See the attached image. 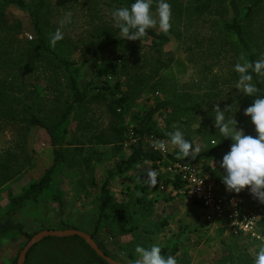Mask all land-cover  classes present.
<instances>
[{
    "label": "rangeland",
    "instance_id": "rangeland-1",
    "mask_svg": "<svg viewBox=\"0 0 264 264\" xmlns=\"http://www.w3.org/2000/svg\"><path fill=\"white\" fill-rule=\"evenodd\" d=\"M230 1L167 0L171 6L169 30H160L158 23L150 28L167 38L164 44L145 36L137 41L120 37L110 13L124 5H115L110 0L49 1V8L43 13L46 33L52 35L58 28L61 30L63 39L58 47L70 61L81 66L79 87L87 88V101L76 106L69 119L63 144L69 159L68 167L57 179L63 195L62 205L50 204L46 208L27 204L16 213L15 219L23 224L25 234L11 232L0 237V264H12L28 236L41 230L93 231L98 214L96 201L107 170L113 169L136 147L134 140L109 144L113 130L120 126L129 130L135 125L134 115L150 109L156 101L169 100L183 111L169 109L154 116L156 126L165 138L143 141L145 151L159 150L164 155L180 153L169 143L167 135L176 130L183 133L194 149H199L195 154L214 147L226 139L214 125L216 106L225 111L226 119L237 121L238 129L245 133L252 129L251 135H256L250 118L244 115L247 108L242 102L244 95L235 87L239 74L233 70L234 66L244 61L234 48V39L222 31V25L232 19ZM234 1L244 7L253 0ZM157 2L153 0V14ZM68 12L72 14L71 22H65L61 27ZM244 27L256 60L264 58V2L244 21ZM104 33L107 36H103ZM33 40L27 13L0 3V85L7 92L0 104L4 115L0 114V155L23 159L28 153L33 159L26 173L0 189V214L7 208L10 196H18L52 165L48 137L42 130L23 122L18 105L34 103L38 115L49 122L55 116V108H61L68 99L66 79L61 71H54L39 62L27 70ZM258 76L264 85V75ZM117 82L121 84L120 93L133 95L127 102L128 110L122 114L118 111L120 115L114 117L109 113L108 104L111 97L120 95L113 90ZM106 83L110 92L97 89ZM101 93L104 98H98ZM13 97L17 107L11 102ZM7 103L14 111L13 115L6 112ZM158 141L165 143V150L156 146ZM224 154L218 151L198 164L221 192L226 190L222 183L223 170L219 166ZM137 166L141 168L133 175L129 172L130 178H114L109 185L112 195L109 214L95 236L109 257L121 263L127 260L129 264H134L138 258L135 250L131 253L135 255L126 259L118 256L114 249L113 233L120 231L122 223L116 219L118 211L123 210L124 218L129 219L132 227L137 225L143 227L144 232L148 230L144 236L139 229L128 234L131 242L125 243V251L134 243V246L139 245L142 237L149 241L140 246L159 245L164 238H174L180 229L181 234L177 237L182 248L174 256L177 264H254L256 253L264 246V203L259 202L258 238H233L221 223L209 220L207 211L188 199L183 185L177 190L174 188L176 181L165 165L141 162ZM151 172L156 173L154 183L149 175ZM130 224L127 226L131 227ZM103 230L109 237L100 235ZM109 238L113 239L111 244ZM169 242L164 243L168 245ZM64 246V242L42 244L29 264H53V261L60 264V250Z\"/></svg>",
    "mask_w": 264,
    "mask_h": 264
},
{
    "label": "trees",
    "instance_id": "trees-1",
    "mask_svg": "<svg viewBox=\"0 0 264 264\" xmlns=\"http://www.w3.org/2000/svg\"><path fill=\"white\" fill-rule=\"evenodd\" d=\"M49 1L50 0H31V2L27 3L24 0H0V3L4 4L5 6L15 7L27 13L30 20L34 33V40L30 43L31 51L28 61L26 62L27 70H31L35 62H39L45 63L47 67L49 66L48 68L54 71H61L60 73L64 74L65 76L66 90L68 92L67 101L64 105H62L61 108H55V116L53 119H50L49 122L48 119L44 120L38 115L36 105L34 103H23L18 105V112L23 115V122L30 127L42 130L48 137V144L52 150L53 158L51 167L45 171L38 181L32 182L18 196H10L7 208L2 214H0V237L11 232H18L23 235L25 234L23 232V224L18 223L15 219V214L20 212V210L24 208L25 205L29 204L31 206L37 207L42 205L46 208L50 204L62 205L63 195L58 187L57 179H59L60 175L64 173L68 167L69 159L67 153L63 149V144L68 134L69 119L74 108L87 101V88L81 89L79 87L81 66L70 61L63 54V52H61L58 47L61 45V41H57L55 46H52L50 43L51 35L46 33L43 13L49 8ZM110 1L115 5H124V7H130V5L134 2V0ZM262 2H264V0H253L250 2V5L240 7L238 2L234 0L230 1L229 5L232 11V19L222 25L223 34L234 39V48L240 54V56H242L241 58L244 62L252 63L256 61L254 48L247 36V33L245 32L244 21L249 19L254 14L255 10L261 5ZM103 36H107V33H104ZM145 37H148L160 44L167 42V38L165 36L151 29L146 31ZM112 43L113 42H109L108 44ZM104 47L105 45L99 47L98 50H102ZM251 74L253 76V80L251 82L258 89L257 96H264V85L259 79L258 74ZM120 88L121 84L117 82L114 85L113 90L118 92L120 95L117 98L114 96L111 97L112 101L108 104L109 113L114 117H118L120 114L125 113L128 110L126 108L128 105L127 102L133 95H129V93H120ZM97 89L105 92L111 91L110 86L107 83L103 87ZM6 96L7 92L4 86L0 85V104L2 103V98L4 99ZM257 96L248 97L244 95L242 97V102L248 107L251 105L253 100L257 98ZM98 98H104L102 93L98 95ZM14 99L15 98L13 97L11 102L14 103ZM104 101H106V99H104ZM7 107L8 109H6V112L13 115L14 111L9 108L8 103ZM14 107H17L15 103ZM169 109H171L173 112L183 111V109H179L169 100L156 101L153 107L150 109L134 115L133 120L135 125L129 130L123 126L113 130L112 140L109 142V144H122L127 140H134L136 142V147L132 149V152L129 156L126 158H121L113 169L107 170L106 172V179L100 188V195L96 201V209L98 214L96 221L93 224V233L91 234V237L95 243H97L95 236L101 230L102 221L106 219L104 213L106 210H108V207L112 203V195L109 189L112 179L124 177L141 162H149L153 165L161 163L165 166L169 164L198 165L203 160L214 156L218 151H223L226 153L229 150L232 141L226 138L221 140L214 147H210L202 153L195 154L194 156L190 155L189 157H184L183 154L179 152L169 155H162L158 152L149 150L145 151L142 147L143 141L154 137L157 139L165 138L163 133L157 128L154 121V116L159 112L167 111ZM118 111L120 114H118ZM0 114L3 115L1 111ZM246 134L251 135L252 129H248ZM22 147L20 148L22 149ZM26 154V158L23 157V159L22 157H13L12 155L8 154L0 155V189H2V187L7 185L13 179H19L23 173H26L28 167L32 165L33 159L28 155V153ZM181 186L182 183L179 181V179H177L174 183V188L177 190ZM118 212L120 216L116 220L118 223L122 222L121 225H119L121 228L119 231L120 235H128L131 234L135 229L138 230L137 225L132 227L129 219L124 218L126 213L121 211ZM128 224H130L129 226L131 227H128ZM31 237L28 236L27 241ZM176 239L177 241L174 244L161 250L162 256L165 258L168 256L174 257L179 252L178 237ZM54 242H64L66 245L64 246L65 248H61L60 250L62 258L60 264H107L79 237L44 239L30 249L27 254L25 264H29L31 262L33 259V254L38 247L45 243L54 244ZM98 247L100 248L99 245ZM16 261L17 258L14 259L12 264H16ZM53 264H55V261H53Z\"/></svg>",
    "mask_w": 264,
    "mask_h": 264
},
{
    "label": "clouds",
    "instance_id": "clouds-1",
    "mask_svg": "<svg viewBox=\"0 0 264 264\" xmlns=\"http://www.w3.org/2000/svg\"><path fill=\"white\" fill-rule=\"evenodd\" d=\"M153 0H134L130 7H119L111 11L113 26L119 30V36L127 41H137L146 35L150 28L159 26L167 32L170 28L171 6L167 0H158L156 12H151ZM71 12L65 14L61 27L65 22H71ZM158 18V19H157ZM63 39L58 28L50 37V43L55 46ZM239 74L235 85L243 95L257 96L258 89L251 83V73L264 75V58L255 62L237 63L233 69ZM214 125L220 133L232 141L229 150L223 155L219 166L223 170L222 183L226 191L234 194L247 189L249 195L260 203H264V96H257L250 106L244 110L245 117L250 118L256 135H248L243 129L237 128L235 119H226L225 111L218 106L214 108ZM169 143L176 146L184 157L195 155L199 149H194L192 143L184 138L180 130L167 133ZM157 147L165 150L163 141L157 142ZM155 182V172L149 173ZM137 259L134 264H177L172 256L165 258L161 255V247L153 244L150 247L137 245L135 248ZM254 264H264V246L256 253Z\"/></svg>",
    "mask_w": 264,
    "mask_h": 264
},
{
    "label": "built area",
    "instance_id": "built-area-1",
    "mask_svg": "<svg viewBox=\"0 0 264 264\" xmlns=\"http://www.w3.org/2000/svg\"><path fill=\"white\" fill-rule=\"evenodd\" d=\"M165 167L174 181L179 179L182 183L188 199L207 211L209 220L221 223L231 237L258 238L260 203L250 197L247 189L239 194L221 192L195 164H169Z\"/></svg>",
    "mask_w": 264,
    "mask_h": 264
},
{
    "label": "water",
    "instance_id": "water-1",
    "mask_svg": "<svg viewBox=\"0 0 264 264\" xmlns=\"http://www.w3.org/2000/svg\"><path fill=\"white\" fill-rule=\"evenodd\" d=\"M69 237H79L81 238L102 260L107 264H123L121 262L115 261L113 258L106 255L95 243L90 234L79 231V230H44L33 235L27 243L24 245L23 249L20 251L16 264H25L26 257L30 249L36 244L40 243L42 240L47 238H69Z\"/></svg>",
    "mask_w": 264,
    "mask_h": 264
},
{
    "label": "crops",
    "instance_id": "crops-1",
    "mask_svg": "<svg viewBox=\"0 0 264 264\" xmlns=\"http://www.w3.org/2000/svg\"><path fill=\"white\" fill-rule=\"evenodd\" d=\"M144 164V163H143ZM145 164H147V162H145ZM139 168H141V167H136V169L134 170L133 169V171H130V172H132L131 174L133 175V174H135L136 172H138L139 171ZM129 177V173L128 174H126L125 175V177ZM127 177V178H128ZM130 178V177H129ZM121 212H124L123 210H121ZM109 213H108V210H106V212L104 213V216L106 217L107 215H108ZM120 216V214L118 213V216H117V218ZM187 218V217H186ZM169 222V221H168ZM259 223H260V221H259ZM141 226H142V223H141ZM183 226H186V224L184 225L183 224ZM259 226V225H258ZM140 227V226H139ZM138 227V232L139 233H141L142 235H145L144 233H148L147 231L146 232H144V230L142 229L143 227H140L139 228ZM47 230V229H46ZM178 230V229H177ZM83 232H85V233H88V234H92L93 233V231L92 232H90L88 229H83L82 230ZM133 232V231H132ZM114 234V236H115V239H114V241L116 242V244H114V249L116 250V253H117V255L118 256H120L121 258H126V259H128L129 257H132L133 255H135V254H131L132 253V251L133 250H135V248H136V246L138 245H135L134 246V244H136V243H134L133 245H130L131 247H129L128 248V250L127 251H125V249L127 248L126 246H125V243H129V242H131V237L130 236H128L127 234H125V235H120V233L117 231L116 233H113ZM179 234H181L180 233V229L178 230V232H177V234H176V236H174V238H164L163 239V243H161V244H159V246L161 247V250L163 249V248H166V247H168V246H171L172 245V243L174 244L175 243V241H176V238H177V236L179 235ZM100 235L101 236H103V238L104 237H106V235L109 237V234L108 233H106L105 232V234H104V230L102 231V232H100ZM129 235H131V234H129ZM110 239V244L113 242V239L112 238H109ZM145 241H149V239L148 238H146V239H144V237L143 238H141V241H140V244L139 245H142V244H144V242ZM168 241H170L169 242V244L168 245H166L164 242H168ZM121 243H122V245H121ZM101 249H102V251L104 252V253H106L107 255H110V254H108L102 247H100ZM182 247H181V243H179V251H180V249H181ZM123 263H125V264H129L128 263V261L126 260H123L122 261Z\"/></svg>",
    "mask_w": 264,
    "mask_h": 264
}]
</instances>
